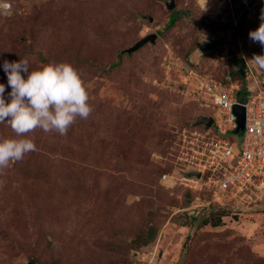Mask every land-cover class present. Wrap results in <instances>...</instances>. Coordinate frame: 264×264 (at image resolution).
<instances>
[{
	"label": "rangeland",
	"instance_id": "rangeland-1",
	"mask_svg": "<svg viewBox=\"0 0 264 264\" xmlns=\"http://www.w3.org/2000/svg\"><path fill=\"white\" fill-rule=\"evenodd\" d=\"M218 1L208 11L201 0H0L5 95L4 60L28 59L31 70L68 62L93 108L64 136L26 134L37 151L0 169V264H264V195L191 213L195 192L160 180L196 170L183 146L208 140L213 125L195 120L216 114L187 93L171 51L217 80H238L232 60L244 54L264 81L252 60L264 51L249 38L264 0H223L222 11ZM172 10L179 17L165 28ZM154 33V42L125 52ZM211 40L221 45L207 49ZM91 59L117 64L103 72ZM12 137L0 124V140ZM214 214L219 225L203 223ZM149 226L154 239L136 246Z\"/></svg>",
	"mask_w": 264,
	"mask_h": 264
},
{
	"label": "built area",
	"instance_id": "built-area-1",
	"mask_svg": "<svg viewBox=\"0 0 264 264\" xmlns=\"http://www.w3.org/2000/svg\"><path fill=\"white\" fill-rule=\"evenodd\" d=\"M201 7L204 0H201ZM216 1V0H215ZM222 2H217V9H222ZM207 0L205 10H208ZM209 11V10H208ZM262 52L264 47H261ZM264 54V52L262 53ZM169 65H178L188 77L187 93L198 103L213 107V135L192 146H183V160L201 172L199 178H189L185 172L174 176L163 173L160 180L172 179V183L182 184L184 188L195 192L192 204L187 208L191 213L204 206H224L232 199L246 200L264 195V81L256 78L254 88L247 85L248 92L237 96L238 83L224 84L199 73L185 59L174 52L167 56ZM264 74V69L261 68ZM167 73V71H165ZM255 74L247 66L243 74ZM260 77V75H258ZM166 78V76H165ZM161 87L163 80H159ZM158 83V84H159ZM235 104L245 108L244 128L239 134L233 133L237 126L233 112ZM190 143L193 144L191 140ZM185 148V149H184ZM174 176V179H173ZM208 197L204 201L200 194Z\"/></svg>",
	"mask_w": 264,
	"mask_h": 264
},
{
	"label": "clouds",
	"instance_id": "clouds-1",
	"mask_svg": "<svg viewBox=\"0 0 264 264\" xmlns=\"http://www.w3.org/2000/svg\"><path fill=\"white\" fill-rule=\"evenodd\" d=\"M206 3L204 0L202 10ZM260 19L249 38L264 47V10ZM252 60L264 69V54H257ZM2 66L11 91L6 96V86L0 83V124L6 122L15 133V137L0 140V169H5L11 162L37 151L26 134L41 129L64 136L78 118L86 120L93 108L81 73L68 62L49 63L31 70L29 60L20 58L4 60Z\"/></svg>",
	"mask_w": 264,
	"mask_h": 264
},
{
	"label": "water",
	"instance_id": "water-1",
	"mask_svg": "<svg viewBox=\"0 0 264 264\" xmlns=\"http://www.w3.org/2000/svg\"><path fill=\"white\" fill-rule=\"evenodd\" d=\"M156 37H157L156 33L146 35L140 38L139 40H137L132 46L126 48L125 52L130 54L133 51L137 50L138 48L142 47L147 42H154ZM220 45L221 42L216 40H211L209 42H206L207 49L215 48ZM232 62L234 66V71L236 73H239L241 75L245 73L248 65L243 56L233 58ZM233 112L236 116V122H237V126L233 130V133L239 134L241 130L244 128L245 108L242 105L235 104L233 107ZM213 122H214V117L212 114L209 115L202 114L199 117H197L195 120V124H203L206 127H211L213 125ZM184 174L189 178H199L201 172L199 170H188ZM26 264H30V263H26Z\"/></svg>",
	"mask_w": 264,
	"mask_h": 264
},
{
	"label": "trees",
	"instance_id": "trees-1",
	"mask_svg": "<svg viewBox=\"0 0 264 264\" xmlns=\"http://www.w3.org/2000/svg\"><path fill=\"white\" fill-rule=\"evenodd\" d=\"M179 14H180L179 11L172 10L170 12V14H169L167 23L165 24V28H168V27L172 26L176 22V20L178 19ZM122 53H123V51H122ZM89 62H90V64L96 63V66L98 68H100V70L103 71V72H107L109 69L113 68L117 64V63H112V64H110L109 68H107L105 65L97 63L95 61V59H91V60H89ZM234 74L237 75L238 80H236V79H234L232 77H228V74H226L222 80H217V79H215V80H217V81H219L221 83H224V84L238 83L240 85V87L236 90V94H237V96L241 97L245 92H248V90H247L248 82H247V79L245 78L244 75H241V74L236 73V72ZM212 79H214V78H212ZM263 87H264V85H263ZM213 128H214V125H213ZM185 195L189 196V192H186ZM194 196H195V194H194ZM221 216H222V214H214V215L209 216L208 218H206L203 221V223H210L213 226H217V225H219L221 223V219H222ZM155 234H156V227L149 226L147 228L146 233L144 235L138 236V238H137L138 242L135 245L136 246H140V245L148 244L150 241H152L154 239Z\"/></svg>",
	"mask_w": 264,
	"mask_h": 264
},
{
	"label": "crops",
	"instance_id": "crops-1",
	"mask_svg": "<svg viewBox=\"0 0 264 264\" xmlns=\"http://www.w3.org/2000/svg\"><path fill=\"white\" fill-rule=\"evenodd\" d=\"M242 56H244V54H241ZM247 65L249 66V67H251L250 65H249V63L247 62ZM252 71L254 72V70L252 69ZM246 72V71H245ZM248 74V73H247ZM243 75V74H242ZM248 78H249V80H248V85H249V87H251V88H254V86H255V84H256V78H260V77H258V75L257 74H248Z\"/></svg>",
	"mask_w": 264,
	"mask_h": 264
}]
</instances>
